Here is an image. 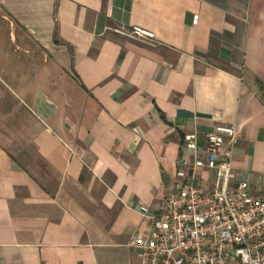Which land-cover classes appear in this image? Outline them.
I'll return each instance as SVG.
<instances>
[{
  "label": "crops",
  "instance_id": "obj_1",
  "mask_svg": "<svg viewBox=\"0 0 264 264\" xmlns=\"http://www.w3.org/2000/svg\"><path fill=\"white\" fill-rule=\"evenodd\" d=\"M234 123L235 177L264 193V0H0V264H140Z\"/></svg>",
  "mask_w": 264,
  "mask_h": 264
},
{
  "label": "built area",
  "instance_id": "obj_2",
  "mask_svg": "<svg viewBox=\"0 0 264 264\" xmlns=\"http://www.w3.org/2000/svg\"><path fill=\"white\" fill-rule=\"evenodd\" d=\"M119 32L155 43V33L139 25ZM239 137L236 123L219 124L206 136L194 167L213 172L214 180L187 181L166 197L147 236L135 240L143 250L140 264H264V193L235 177ZM186 146L197 155L199 136L188 135Z\"/></svg>",
  "mask_w": 264,
  "mask_h": 264
}]
</instances>
